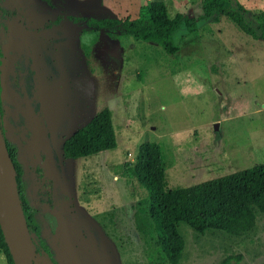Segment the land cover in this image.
I'll return each mask as SVG.
<instances>
[{
    "label": "rangeland",
    "instance_id": "rangeland-1",
    "mask_svg": "<svg viewBox=\"0 0 264 264\" xmlns=\"http://www.w3.org/2000/svg\"><path fill=\"white\" fill-rule=\"evenodd\" d=\"M145 1L154 0L140 2ZM163 1L170 17L181 12L198 19L197 31L189 32L183 23L175 32L177 54L116 27L101 30L95 40L93 21L133 18L121 11L125 4L109 8L105 0H0V55L7 42L20 57L24 102L19 111L27 110L9 129L8 117L4 124L33 210V239L44 253L36 264H171L157 244L148 194L134 173L139 146L146 140L165 142L171 186L196 185L264 163V39L227 17L220 22L201 18L203 0ZM230 4L262 33L257 16L264 0ZM43 23L52 44L48 54L39 50L36 59L44 73H53L44 104L51 125L37 145L28 108L38 38L33 28L43 29ZM105 107L113 111L118 146L66 159L64 140ZM39 155L45 156V177L57 183L53 205L42 200L37 187ZM46 212L58 218V233ZM180 232L186 245L179 264H222L237 256L241 260L233 258L231 264H264V213L259 210L256 226L244 235L199 233L186 223ZM0 264H8L2 252Z\"/></svg>",
    "mask_w": 264,
    "mask_h": 264
},
{
    "label": "trees",
    "instance_id": "trees-1",
    "mask_svg": "<svg viewBox=\"0 0 264 264\" xmlns=\"http://www.w3.org/2000/svg\"><path fill=\"white\" fill-rule=\"evenodd\" d=\"M241 10L245 7L240 4ZM201 18L220 22L223 17L232 20L241 30L256 39H264V11L257 19L262 33L251 28L243 15L231 8L230 0H203ZM185 23L189 32L199 28L198 19L178 12L170 17L163 0H154L141 6L136 18H111L93 21L95 40L105 28L116 27L136 38L155 42L168 54H177L180 45L175 32ZM94 41V40H93ZM88 55L90 50L87 51ZM178 72L174 69V73ZM2 115L0 106V118ZM118 146L117 132L113 122V111L105 107L98 111L84 126L67 137L63 154L68 159L89 157L115 149ZM166 144L158 140H146L139 146L134 165L137 179L145 187L149 198V212L157 233V244L171 264H179L186 240L180 232L181 223H186L199 233L208 230L223 231L231 235H244L257 224V210L264 213V163L222 175L196 185L171 186L166 169L169 166ZM9 151L17 166V180H20V166L15 153ZM33 253L43 257V252L32 244ZM0 252L8 264H15L0 227ZM227 257L222 264H231Z\"/></svg>",
    "mask_w": 264,
    "mask_h": 264
},
{
    "label": "flooded vegetation",
    "instance_id": "flooded-vegetation-1",
    "mask_svg": "<svg viewBox=\"0 0 264 264\" xmlns=\"http://www.w3.org/2000/svg\"><path fill=\"white\" fill-rule=\"evenodd\" d=\"M1 21H3V20H1ZM5 25H6V23H5ZM9 25H11V23ZM22 32L26 33L28 31H26L24 29ZM13 42L17 43L18 40H17V42H15V40H13ZM19 42H20V40H19ZM7 45H8L7 42H5L3 45V50H1L2 54L0 55V71H1L0 94L3 90V83H4L6 85V88H7V97H8L7 99L9 101V103H8L9 106L7 107V110L3 109L2 108V102L0 99V106H1V111H2V115H1L0 120H1L3 133H4L5 139L7 141V145H8V147H11V149L15 153V149L11 146L10 141L8 140V137L6 136L4 119L6 117H8V120H7L8 126L6 128L9 129V127L11 125L10 123H14V121H16V119L19 118L21 116V114H25L27 112V110H23L21 112L19 111L21 109V102H24L23 98L21 97V95H23V93L21 91H22V88H24V86H23L24 84L22 82L23 78H21V75H22L21 65L18 62L20 57L17 56L18 54H16L15 51L12 52L11 49H8ZM17 47L18 46H14L13 48H17ZM22 47H25V45H22ZM1 67H3V68H1ZM4 75H5V77H4ZM51 81H53V73H51V79H49V82H51ZM19 89H20V91H19ZM47 92H48V87H47L43 102H38V104L35 105L34 109H33V104H31L28 108V111L30 110L33 113V143L37 141L38 142L37 145H41V144H39V141H41L43 143L42 136L45 135V133H46L43 131V129H47L48 125H51V122L48 121L47 116L44 113V104H45L46 98H48ZM25 102L28 103L29 99L25 100ZM31 102H32V100H31ZM12 119H13V121H12ZM20 127L23 128L24 125L21 124V126H19V128ZM24 132L28 133V130H26L25 127H24ZM10 140H12V142H15L16 144H18V146H20L19 142L17 140H14V139H10ZM37 145H35V146H37ZM29 147L31 149L33 147V145H29ZM49 147H51V146H49ZM35 149L38 150L39 148L35 147ZM61 153L63 154L62 147H61ZM63 156H64V154H63ZM39 157H40L41 161L37 159L38 161L35 162L36 164L34 166V170L37 173V176L39 178V186H37V187L42 192V200L46 203H49L50 205H53L55 202V193H56L57 183L54 179L45 177L46 173L44 172V169H45L44 166H46V165H44V164L42 165V160L45 161V156L39 155ZM15 158H16V155H15ZM66 159H68V158H66ZM58 164L60 166H63L61 163H59V161H58ZM55 171H57V170L55 169ZM18 186H19V192H20V198H21L22 206L24 208V212H25V215H26V218L28 221V226H29V229H30V232L32 235V242H34V244H36V246L39 249H41V251L43 252L42 246L40 244H38L36 241H34V239H33V230H34L33 210L28 206L26 197L24 195V190L22 187L21 178L18 181ZM46 216H47L48 223L51 226L52 230L55 233H58V225H59L58 224V222H59L58 218L51 212H46ZM43 255H44V253H43Z\"/></svg>",
    "mask_w": 264,
    "mask_h": 264
},
{
    "label": "water",
    "instance_id": "water-1",
    "mask_svg": "<svg viewBox=\"0 0 264 264\" xmlns=\"http://www.w3.org/2000/svg\"><path fill=\"white\" fill-rule=\"evenodd\" d=\"M219 129V124H215ZM0 227L15 264H36L32 235L22 206L17 166L0 120Z\"/></svg>",
    "mask_w": 264,
    "mask_h": 264
},
{
    "label": "crops",
    "instance_id": "crops-1",
    "mask_svg": "<svg viewBox=\"0 0 264 264\" xmlns=\"http://www.w3.org/2000/svg\"><path fill=\"white\" fill-rule=\"evenodd\" d=\"M105 1L109 8H112L113 6H119L115 3L125 4L127 9H123L120 7L121 11L130 13L133 18L138 16L141 6H143L144 3L145 4L148 3L147 1L141 3L140 2L141 0H105ZM130 9L133 10V12ZM33 24H39V23H33ZM42 26L44 27L43 29L33 28V30L37 31V32H33V34L38 37V38L36 37L37 38L36 42L33 43V109L35 105L38 104V102H43L48 87L49 79H51V74L49 72L44 73L43 69L39 67L36 59L39 50L41 51V54H43V50H45V54H48L52 44L50 43L51 40H49V37L50 39H52V37L47 35L48 33L47 24L43 23ZM44 61L47 62V60ZM7 98H8L7 88L6 85L3 83V90L0 94V99L2 102V108L5 110H7V107L9 106L8 105L9 101Z\"/></svg>",
    "mask_w": 264,
    "mask_h": 264
}]
</instances>
